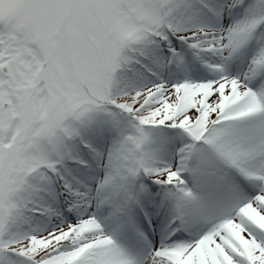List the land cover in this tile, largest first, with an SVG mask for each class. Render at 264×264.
I'll list each match as a JSON object with an SVG mask.
<instances>
[{
	"label": "snow or ice",
	"instance_id": "6c2138e0",
	"mask_svg": "<svg viewBox=\"0 0 264 264\" xmlns=\"http://www.w3.org/2000/svg\"><path fill=\"white\" fill-rule=\"evenodd\" d=\"M0 264H264V0H0Z\"/></svg>",
	"mask_w": 264,
	"mask_h": 264
}]
</instances>
